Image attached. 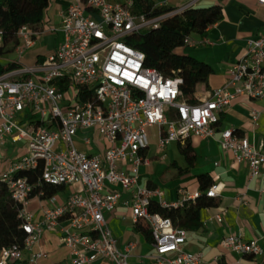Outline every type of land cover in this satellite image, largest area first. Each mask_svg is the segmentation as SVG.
I'll use <instances>...</instances> for the list:
<instances>
[{
  "label": "built area",
  "instance_id": "2783aa9c",
  "mask_svg": "<svg viewBox=\"0 0 264 264\" xmlns=\"http://www.w3.org/2000/svg\"><path fill=\"white\" fill-rule=\"evenodd\" d=\"M192 2L162 15L146 16L133 13V0H70L61 13L60 45L32 65L11 61L14 67L0 74V149L9 136L25 145V152L0 178L20 205L26 234L23 246L12 244L0 250V264L20 259L23 249L36 242L44 230L59 226L63 218L69 223L62 231L70 258L55 264H92L99 259L107 264H129L134 242L119 248L104 217V212L116 208L125 190L131 191L124 202L130 219L134 224H147L157 264H206L200 254L182 250L184 228L149 209L154 198L162 206L177 203H166L158 188L138 182L140 166L151 161L144 154L149 146L146 127L158 128V149L183 142L190 134L213 137L220 113L235 98L264 97V33L246 40L244 53L231 65L222 86L191 103L181 94L180 77L164 76L145 66L144 53L125 39L142 29L156 28L163 18L183 11ZM257 2L264 6V0ZM41 33L27 25L18 30L19 58ZM1 34L0 29V46ZM183 43L200 42L186 36ZM26 113L33 116L32 122ZM257 118L258 112L251 110L252 121ZM88 129L107 142L103 150L92 152V136L79 135ZM77 143L84 149H78ZM218 143L235 161L247 162L250 177L264 168V145L255 146L233 128L222 129ZM37 167H41L39 182L77 183L80 190L59 206H44L42 219L33 221L27 210L32 186L25 177L13 174ZM219 188V183H213L205 194L216 196ZM47 198L49 202L55 199L54 195ZM215 217L221 221L219 214ZM223 245L239 254L264 253L257 240H243L235 234L227 235ZM41 255L34 253L30 261L35 264Z\"/></svg>",
  "mask_w": 264,
  "mask_h": 264
},
{
  "label": "crops",
  "instance_id": "0c3cea01",
  "mask_svg": "<svg viewBox=\"0 0 264 264\" xmlns=\"http://www.w3.org/2000/svg\"><path fill=\"white\" fill-rule=\"evenodd\" d=\"M153 1L158 7L164 3L163 7L178 8L191 1L193 2L189 7L215 3L222 7V19L209 26L204 36L190 35V38L200 42L199 44L187 45L178 50L179 53L191 55L205 62L212 69L207 83L197 85L199 88L195 96L198 101L226 82L229 68L245 51L246 40L264 33V6L257 0ZM69 4L70 0H50L41 21L42 33L35 38L32 46L23 50L21 58L16 56L14 59H8L4 65L11 64V61H16L18 65H32L55 50L63 38L60 31L61 13ZM13 51L18 55L17 46ZM253 109L258 112L255 122L251 119ZM225 128L237 129L239 135L246 137L257 147L264 145V97L235 98L231 105L220 113L217 131L213 137L203 138L190 134L183 142H172L176 144L180 155H182L180 145L184 142L189 143L194 150L195 160L193 166L188 167L185 159V164L174 159L171 162L174 165L169 166L173 168L169 177L164 176L165 174L157 176V168L163 166L156 161L158 155L149 156V144L144 154L151 161L148 165L140 166L138 182L140 185L158 188L161 191V199L168 204H174L187 196L198 194V176L209 174L213 183L220 184L215 196L218 205L200 209L198 216L200 225L196 229H185L186 240L182 250L200 254L206 264H264V253L256 256L239 254L223 245V239L227 235L235 234L243 240H257L264 249V168L252 178L249 176L247 162L235 161L229 152L220 147L218 137L220 131ZM81 135L92 136L94 143L92 152L103 150L108 145L91 129L81 131ZM78 144L84 149L81 143ZM24 152V141L13 142L11 136L5 138L0 149V173L7 171ZM151 167L153 169H150ZM184 169L186 170L182 171ZM165 172H168V168ZM65 186L67 185H63L60 194L58 192L54 194L53 202H49L47 197L40 198L37 195L30 197L27 210L33 221L42 219L44 206H59L71 193L80 190L79 186L76 190L72 184L68 191H62L65 190ZM130 194L131 191H122L116 208L112 212H104V217L112 234L118 240L119 248H123L128 242H134L135 246L128 257L129 264H157L151 242L146 240L130 219V209L124 203L130 198ZM153 200L158 202V198ZM217 214L220 215L221 221L216 219ZM68 226V220L63 218L59 226L44 230L36 242L23 249L21 258L10 264H33L30 259L37 252H41L42 255L36 258L35 264L67 262L70 258V249L63 240L62 227ZM92 264L107 262L99 259Z\"/></svg>",
  "mask_w": 264,
  "mask_h": 264
},
{
  "label": "trees",
  "instance_id": "16d2710c",
  "mask_svg": "<svg viewBox=\"0 0 264 264\" xmlns=\"http://www.w3.org/2000/svg\"><path fill=\"white\" fill-rule=\"evenodd\" d=\"M50 0H0V29L1 46L0 55L18 45L17 32L27 25L33 30H41V21ZM170 7H158L153 0H133L132 11L146 16H157L169 12ZM220 4L208 6L188 7L179 13H173L163 18L156 28L142 29L130 34L125 41L131 47L140 50L145 55L144 64L155 68L164 76H177L182 79L179 88L181 94L191 103H197V85L207 83L212 72L211 67L191 55L179 53L184 47V38L190 35L204 36L209 26L222 19ZM9 47L5 50L6 47ZM13 64H0V74L12 69ZM26 116L33 121L32 115ZM238 132L237 129H234ZM180 151L188 167L193 166L195 160L194 150L189 143L180 145ZM171 165H174L172 163ZM188 167L186 169H188ZM186 169L182 170L185 171ZM41 167L21 169L14 172L13 177H25L32 186L31 196L45 198L59 192L63 185H54L39 182ZM198 180V195L195 198H185L176 205L162 206L152 200L149 209L160 213L163 217L171 219L176 227L196 229L200 223L199 211L205 207L218 205L215 196L205 194V190L213 184L209 174H201ZM155 188V187H150ZM20 205L12 198L9 189L0 178V250L12 244L23 246L26 237L19 217ZM137 230L141 231L146 240L151 242L150 231L147 224L137 222Z\"/></svg>",
  "mask_w": 264,
  "mask_h": 264
},
{
  "label": "rangeland",
  "instance_id": "374dc122",
  "mask_svg": "<svg viewBox=\"0 0 264 264\" xmlns=\"http://www.w3.org/2000/svg\"><path fill=\"white\" fill-rule=\"evenodd\" d=\"M8 48L9 47L7 46L5 48V50H7ZM16 56H18V55L14 51H12V50L8 51L0 57V64L4 65L8 59H14V58H16ZM157 132H158V128L156 126L146 127V133H147L149 144H150V146H149L150 155L149 156H153L154 154L158 155V158L156 161L158 163H160V165L163 166V167L159 166L157 168V170H156L157 176L160 177L163 174H165L164 176L169 177L170 172L173 170L172 167H169L171 162L174 159H178L181 162V164H185L184 157L182 155H180L179 151H177L175 143H171L163 149H158L157 148V143H158ZM83 133H85V132H83ZM79 135H81V132H79ZM76 140H77V138H76ZM77 148L81 149L82 146L77 143ZM166 168H168V172H165ZM150 169H153V168L151 167ZM152 171L153 170H151V172ZM78 186L79 185L77 183L73 184V187L76 190L78 189ZM69 187H70V185L65 186V190H62V191H68ZM58 193L60 194L61 191Z\"/></svg>",
  "mask_w": 264,
  "mask_h": 264
}]
</instances>
